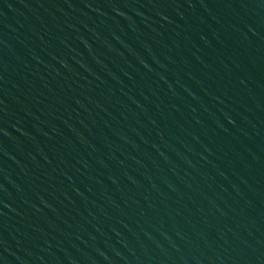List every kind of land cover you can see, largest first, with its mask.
I'll return each mask as SVG.
<instances>
[{"label": "water", "instance_id": "95a60500", "mask_svg": "<svg viewBox=\"0 0 264 264\" xmlns=\"http://www.w3.org/2000/svg\"><path fill=\"white\" fill-rule=\"evenodd\" d=\"M0 264H264V0H0Z\"/></svg>", "mask_w": 264, "mask_h": 264}]
</instances>
